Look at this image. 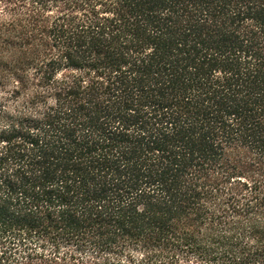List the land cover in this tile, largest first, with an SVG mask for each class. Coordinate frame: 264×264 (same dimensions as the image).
Returning <instances> with one entry per match:
<instances>
[{
    "label": "trees",
    "instance_id": "1",
    "mask_svg": "<svg viewBox=\"0 0 264 264\" xmlns=\"http://www.w3.org/2000/svg\"><path fill=\"white\" fill-rule=\"evenodd\" d=\"M0 264H264V0H0Z\"/></svg>",
    "mask_w": 264,
    "mask_h": 264
}]
</instances>
